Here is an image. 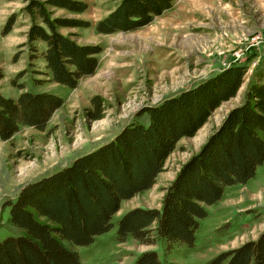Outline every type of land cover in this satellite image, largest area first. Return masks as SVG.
Returning a JSON list of instances; mask_svg holds the SVG:
<instances>
[{"label": "rangeland", "instance_id": "obj_1", "mask_svg": "<svg viewBox=\"0 0 264 264\" xmlns=\"http://www.w3.org/2000/svg\"><path fill=\"white\" fill-rule=\"evenodd\" d=\"M32 1L52 17L89 23L57 28L77 43L101 48L95 72L79 79L75 88L49 81L41 74L43 60L31 58L26 37L31 16L26 7ZM62 1L0 0V93L16 98L22 91H46L63 100L43 131L21 126L10 139L0 141V242L21 232L9 222L7 203L15 201L22 186L69 165L131 122L146 125L148 114L142 110L232 65L244 68L235 95L212 109L192 136L179 138L153 185L121 200L113 227L94 236L92 243L77 246V252L81 264H134L149 249L155 250L159 264H204L222 251L255 240L264 229V162L246 183L225 187L221 199L206 207L192 246L180 244L165 251L162 242L144 245L130 236L118 242L115 233L116 221L127 210L160 208L180 167L244 100L251 84H264V0H172L171 9L150 23L112 33L98 32L95 23L120 0H70L85 2L83 11L62 7ZM95 95L102 101L98 119L86 110H92L90 98Z\"/></svg>", "mask_w": 264, "mask_h": 264}, {"label": "trees", "instance_id": "obj_2", "mask_svg": "<svg viewBox=\"0 0 264 264\" xmlns=\"http://www.w3.org/2000/svg\"><path fill=\"white\" fill-rule=\"evenodd\" d=\"M171 2L120 0L97 20L95 28L101 33L134 30L169 9ZM59 5L78 11L87 7L83 1L70 0ZM26 8L31 16L27 44L31 58L44 62L41 74L75 88L79 79L95 72L100 46L77 43L57 30L89 23L52 17L36 1ZM243 75L244 68L233 65L210 74L203 82L142 110L148 114L146 125L131 122L69 165L22 186L15 201L7 203L9 222L21 232L0 242V264H81L77 246L92 243L94 236L113 227L112 217L121 200L153 185L177 140L192 136L212 109L234 96ZM62 102L46 91H22L16 98L0 93V141L10 139L21 126L43 131ZM90 104L89 117L100 118L101 99L92 96ZM263 162L264 84L253 83L244 100L226 113L180 167L160 208L134 207L119 217L116 240L124 242L130 236L144 245L162 242L165 251L180 244L192 246L206 207L221 199L225 187L246 183ZM134 264H159L155 250L141 252ZM204 264H264V229L255 240L222 251Z\"/></svg>", "mask_w": 264, "mask_h": 264}, {"label": "crops", "instance_id": "obj_3", "mask_svg": "<svg viewBox=\"0 0 264 264\" xmlns=\"http://www.w3.org/2000/svg\"><path fill=\"white\" fill-rule=\"evenodd\" d=\"M171 8H169V9H167V10H164L162 13H165V12H167V11H169ZM161 16V15H160ZM93 149H95V148H93ZM92 149V150H93ZM91 151V150H90ZM89 152V151H88Z\"/></svg>", "mask_w": 264, "mask_h": 264}, {"label": "water", "instance_id": "obj_4", "mask_svg": "<svg viewBox=\"0 0 264 264\" xmlns=\"http://www.w3.org/2000/svg\"><path fill=\"white\" fill-rule=\"evenodd\" d=\"M219 71H220V70L217 69L215 72H219Z\"/></svg>", "mask_w": 264, "mask_h": 264}]
</instances>
